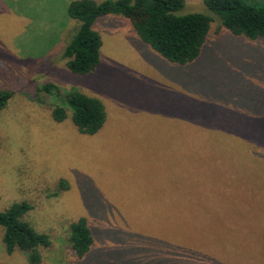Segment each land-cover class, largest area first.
<instances>
[{
    "label": "rangeland",
    "instance_id": "obj_1",
    "mask_svg": "<svg viewBox=\"0 0 264 264\" xmlns=\"http://www.w3.org/2000/svg\"><path fill=\"white\" fill-rule=\"evenodd\" d=\"M70 1L0 0V89L13 91L0 111V209L45 201L33 219L56 241L41 264H264V39L234 35L202 0H185L178 14L213 21L199 56L178 64L106 14L94 23L100 63L76 74L62 57ZM47 81L100 99L101 130L55 122L33 100ZM61 179L70 184L57 198L33 192ZM83 214L96 236L76 261L53 222ZM2 235L0 264H30L6 253ZM180 239L190 261H178Z\"/></svg>",
    "mask_w": 264,
    "mask_h": 264
},
{
    "label": "trees",
    "instance_id": "obj_2",
    "mask_svg": "<svg viewBox=\"0 0 264 264\" xmlns=\"http://www.w3.org/2000/svg\"><path fill=\"white\" fill-rule=\"evenodd\" d=\"M185 0H72L66 6L67 15L76 20L72 34L63 49L66 67L76 74H89L100 63L101 36L94 28L95 21L102 15L116 14L125 17L137 36L166 60L185 64L196 59L202 49L213 17L199 12L178 14ZM204 6L220 21V28L248 39H264V0H202ZM39 104L50 107L51 118L61 122L67 117L79 133H98L106 120L102 101L77 89L62 91L53 82L37 86ZM13 91L0 89V111L6 106ZM52 98V99H49ZM69 182L59 180L46 188L37 187L38 196L52 191L55 198L69 188ZM37 196H23L6 200L0 209L2 242L7 254L24 253L30 264H41L51 256L54 237L48 231L37 229L33 213L42 209L44 200ZM69 216V217H66ZM66 217V221H65ZM55 224L65 227L66 242L75 260L85 258L91 251L95 228L86 215H61ZM182 238V237H181ZM62 241V238H57ZM154 241L152 239H148ZM56 241V240H55ZM186 243V242H184ZM179 240L178 261H190L191 252ZM143 245V261L147 252ZM45 254V255H44ZM146 254V255H145ZM150 254V253H149ZM152 261H172V256L163 258L151 253ZM74 261V262H76Z\"/></svg>",
    "mask_w": 264,
    "mask_h": 264
}]
</instances>
